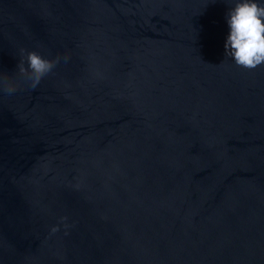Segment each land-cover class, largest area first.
I'll return each mask as SVG.
<instances>
[{"label":"water","instance_id":"obj_1","mask_svg":"<svg viewBox=\"0 0 264 264\" xmlns=\"http://www.w3.org/2000/svg\"><path fill=\"white\" fill-rule=\"evenodd\" d=\"M236 2L0 0V264H264V65L225 56ZM27 52L55 64L35 88Z\"/></svg>","mask_w":264,"mask_h":264},{"label":"clouds","instance_id":"obj_2","mask_svg":"<svg viewBox=\"0 0 264 264\" xmlns=\"http://www.w3.org/2000/svg\"><path fill=\"white\" fill-rule=\"evenodd\" d=\"M229 34L225 42V56L248 70L264 65V2L262 0H237L227 13ZM26 61L17 65L19 72L27 76L35 88L41 79L51 72L55 64L42 58L36 52H27ZM7 93L15 88L7 76L0 78Z\"/></svg>","mask_w":264,"mask_h":264}]
</instances>
